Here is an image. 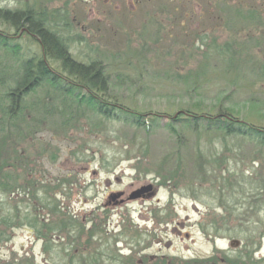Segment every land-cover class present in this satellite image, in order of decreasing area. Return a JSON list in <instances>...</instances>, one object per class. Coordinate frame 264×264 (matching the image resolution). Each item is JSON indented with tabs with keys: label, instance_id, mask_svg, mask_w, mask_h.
Masks as SVG:
<instances>
[{
	"label": "rangeland",
	"instance_id": "374dc122",
	"mask_svg": "<svg viewBox=\"0 0 264 264\" xmlns=\"http://www.w3.org/2000/svg\"><path fill=\"white\" fill-rule=\"evenodd\" d=\"M0 5L45 10L75 61L101 63L112 102L159 119L137 127L75 105L61 118L27 108L15 132L0 115L1 168L19 186L0 195V264H264V144L164 117L225 112L264 129V0ZM147 185L155 191L129 199ZM119 193L123 203L108 202Z\"/></svg>",
	"mask_w": 264,
	"mask_h": 264
},
{
	"label": "trees",
	"instance_id": "16d2710c",
	"mask_svg": "<svg viewBox=\"0 0 264 264\" xmlns=\"http://www.w3.org/2000/svg\"><path fill=\"white\" fill-rule=\"evenodd\" d=\"M50 16L45 10L37 11L32 8L10 10L0 5V88L12 82L11 88L8 85L0 94V115L7 129L19 131V124L27 108L30 113L35 112L38 116L44 109L42 113L46 116L55 113V116L61 118L65 112L72 113L74 105L76 109L80 107L89 109V114L93 116L98 115L106 120H121L137 127H144L148 121L159 120L157 115L137 113L112 102L108 97V79L101 63L91 60L85 65L75 61L69 54L67 41L49 24ZM54 24L58 27L59 18ZM22 43L28 46L24 49ZM42 87L51 89L48 91L52 93H47L49 95L47 102H41L33 96L28 103L27 98ZM58 102L61 103V109L60 104L57 105ZM164 117L172 123H185L195 130L202 127L205 132L217 131L224 137H241L257 144H264L263 128L231 118L225 112H218L217 115L210 117L186 110L172 117ZM2 153L5 152L0 145V154ZM1 167L2 164L0 195L14 194L19 188L17 181ZM166 178L159 182L161 186L173 180L170 177ZM45 209L53 216L61 213V210L57 212L55 207L50 209L45 206ZM7 223L6 217L0 215V225ZM43 230H47L44 223ZM5 237L3 232L0 233V241ZM172 261L174 259L170 262ZM249 262H253L250 257L213 256L175 264H249ZM145 263L148 264L147 261Z\"/></svg>",
	"mask_w": 264,
	"mask_h": 264
},
{
	"label": "water",
	"instance_id": "95a60500",
	"mask_svg": "<svg viewBox=\"0 0 264 264\" xmlns=\"http://www.w3.org/2000/svg\"><path fill=\"white\" fill-rule=\"evenodd\" d=\"M152 190V186L151 185H147V186H144V187H141L140 189L134 191L133 193H131V195L129 196V199L130 200H135L137 198H139L140 196L146 194L147 192L151 191ZM120 196V194H117L115 196V198H118ZM238 245V242L237 241H232L231 242V246L232 247H236Z\"/></svg>",
	"mask_w": 264,
	"mask_h": 264
},
{
	"label": "flooded vegetation",
	"instance_id": "af4514ba",
	"mask_svg": "<svg viewBox=\"0 0 264 264\" xmlns=\"http://www.w3.org/2000/svg\"><path fill=\"white\" fill-rule=\"evenodd\" d=\"M159 185H157V187H158ZM155 191V188H154V186H152V192H154ZM120 194V198L118 199V198H115V196L117 195V194H115V195H110L108 198V202H110V201H113L115 204H121V203H123L125 200H123L122 199V197L124 196L123 195V193H119ZM143 196V195H142ZM126 200H128V198L126 199Z\"/></svg>",
	"mask_w": 264,
	"mask_h": 264
}]
</instances>
